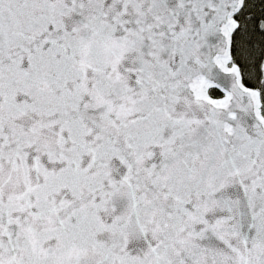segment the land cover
<instances>
[{
	"label": "snow or ice",
	"instance_id": "1",
	"mask_svg": "<svg viewBox=\"0 0 264 264\" xmlns=\"http://www.w3.org/2000/svg\"><path fill=\"white\" fill-rule=\"evenodd\" d=\"M0 264H264V0H0Z\"/></svg>",
	"mask_w": 264,
	"mask_h": 264
}]
</instances>
